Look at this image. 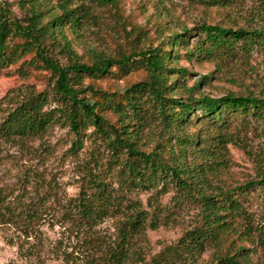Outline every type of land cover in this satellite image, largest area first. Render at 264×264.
I'll use <instances>...</instances> for the list:
<instances>
[{"label":"rangeland","instance_id":"obj_1","mask_svg":"<svg viewBox=\"0 0 264 264\" xmlns=\"http://www.w3.org/2000/svg\"><path fill=\"white\" fill-rule=\"evenodd\" d=\"M41 1L54 10L60 9L64 2ZM22 2L0 0V5L9 9L14 17L25 19L30 4L22 6ZM71 3L73 7L89 6L83 0ZM226 3L213 6L205 0H119L117 7L92 5L88 19H81L83 25L79 28L67 25L64 33L80 61L92 64L96 54L119 59L135 51L156 48L162 42H169L172 35L184 32L183 39L192 50L205 38L201 31L204 25L235 31L264 29V0H228ZM18 43L22 41L17 38L9 44ZM64 43L52 38L44 43L61 66L70 64ZM182 47L174 48L175 52L172 50L179 55L174 67L189 72L186 80L179 84L181 97L185 96L187 88L207 76L206 84L200 85L199 92L194 93L196 98L206 95L220 99L231 93L243 95L251 91L264 99V47L235 54L221 50L212 60L194 58L191 61L187 60ZM34 58V53L29 54L0 71V131L8 115L21 102L40 92L48 99L46 111L58 113L65 108L61 96L56 94V76L42 63L31 66L29 63ZM149 78L146 67L139 66L125 72L117 70V74L104 78L85 77L82 87L88 89L93 85L97 90L122 96L131 86ZM83 96L93 104L90 92ZM140 99L143 126L135 120L133 123L137 131L134 136L139 137L141 149L147 153L167 150L168 159H171V149L178 155V134H170L165 123L157 118L153 104L144 102L148 99L146 93ZM198 116L199 112L190 116L189 134L200 131L202 121ZM61 123L39 136L24 139L0 133V264H103L109 249L117 246L118 250L124 245L127 256L121 264H164L168 257L175 263L213 264L219 257L233 256L238 249H243L239 260L244 264H264V245L259 241L264 234L261 188L252 187L241 197L243 214L236 219V231L218 246L206 245L193 257L188 246H178L187 233L204 226L201 200L195 197L198 192L188 194L174 184L165 186L162 182L153 189L138 188L128 172L122 170L126 154L117 156L116 164L108 142L98 137L94 128L85 131L83 148L73 151L77 136L67 124ZM227 132L232 134V142L223 148L215 147L210 153L211 160L224 159L215 172L218 182L213 185L234 190L264 172V125L239 119ZM190 143L185 142L183 146L188 148ZM193 154L187 150L182 160L192 165ZM196 157L201 162L200 154ZM94 181L107 183L116 208L95 224L81 220L74 206L81 191L87 190ZM213 187H205L203 191L211 194ZM138 212L146 215V226L141 233L123 225ZM246 229L247 236H240Z\"/></svg>","mask_w":264,"mask_h":264},{"label":"trees","instance_id":"obj_2","mask_svg":"<svg viewBox=\"0 0 264 264\" xmlns=\"http://www.w3.org/2000/svg\"><path fill=\"white\" fill-rule=\"evenodd\" d=\"M23 5L28 2V15L25 19L14 17L13 13L0 5V71L10 65L17 64L23 57L34 53L35 58L29 63L31 66H42L56 76V94L61 96L65 104L64 109L46 111L47 96L43 92L33 95L27 101L21 102L11 112L1 126V134L8 137L28 138L45 133L49 127L61 123L67 124L77 136L72 150L83 148L82 138L85 131L94 128V133L106 140L111 154L117 164V156L126 154L128 157L122 164V170L128 172V177L138 188L153 189L159 183L174 184L181 192H198L195 197L201 200L204 211V226L187 233L179 242L178 248L187 247L194 257L198 251H203L206 245L222 243L236 231V219L243 214L241 197L252 188L258 186L264 192V172L252 182L234 190L222 185H213L218 182L215 172L220 168L224 159L216 157L210 159L213 148H220L232 142V134L227 130L236 120L261 123L264 125V99L249 91L248 94H228L220 99L206 95L195 97L200 85L206 84L209 77L205 76L187 88L185 96L181 97V82L189 75L187 69L175 68L179 55L172 50L181 47L185 51L187 60L194 58H208L218 56L223 50L235 54L241 51L249 53L254 48L264 47V29L261 30H233L221 26H202L201 31L205 38L190 50L183 35H172L169 42H162L156 48L135 51L119 59L96 54L92 64L81 62L78 55L71 49L67 41L64 28H79L91 14L93 6L117 7L119 0H83L89 3L72 6V0H64L60 9L47 8L41 0H22ZM228 0H205L206 3L225 6ZM22 43L10 45L14 39ZM63 40L64 50L67 52L70 64L61 66L45 46L48 39ZM170 49H167V48ZM174 51V50H173ZM175 52V51H174ZM26 64V63H25ZM144 66L150 72L148 81L131 86L124 95L117 92L106 93L97 90L93 85L88 89L82 87L85 77L97 79L112 76L118 72H125L129 68ZM127 72V71H126ZM175 79L171 82V79ZM90 92L93 104L87 101L83 94ZM148 95V101L153 104L157 118L166 125L170 134L177 133L179 144L178 155L171 149V159L165 157L167 150L147 153L139 146V137L134 136L136 131L133 121L143 126V103L141 95ZM200 113L201 129L198 133L189 134L187 125L191 122V115ZM137 132V131H136ZM183 142V143H180ZM190 143L186 148L184 143ZM199 146V147H198ZM198 147V149L196 148ZM187 150L193 154L192 165L187 164ZM196 151V152H195ZM200 154L201 162L197 161L196 154ZM222 154V153H220ZM218 184V183H217ZM214 186V187H213ZM217 186V187H216ZM213 187L209 194L203 190ZM81 220L87 223H97L103 216L116 210L112 193L107 183L94 181L83 189L75 200ZM0 213V219L1 217ZM245 224L248 220L244 219ZM146 215L138 212L129 219L124 226L141 233L146 226ZM246 234L247 229L240 234ZM264 235V234H263ZM259 241L264 245V236ZM128 244V242L124 243ZM191 244V245H189ZM126 245L117 250V246L109 249L103 264H121L127 256ZM243 249H238L233 256H223L213 264H244L239 257ZM97 254V253H96ZM98 255V254H97ZM192 257V258H193ZM164 264H191L187 261L173 262L165 258Z\"/></svg>","mask_w":264,"mask_h":264}]
</instances>
